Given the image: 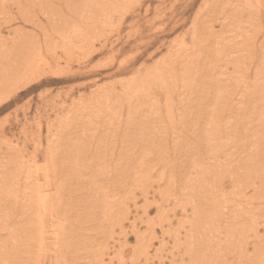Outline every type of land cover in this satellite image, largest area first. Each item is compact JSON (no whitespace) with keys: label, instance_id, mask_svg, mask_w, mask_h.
<instances>
[{"label":"bare ground","instance_id":"1","mask_svg":"<svg viewBox=\"0 0 264 264\" xmlns=\"http://www.w3.org/2000/svg\"><path fill=\"white\" fill-rule=\"evenodd\" d=\"M108 1L109 0H59L58 5L56 6L57 16L50 18L53 19L55 22V29L53 31H48L44 35H46L47 38H49L50 40H53L55 38L54 35L58 36V39L56 41L64 43V45H61L60 43L57 44H60L59 47L62 50L68 52V46H71V44H73L72 40L75 39V36H73V34L71 33H77L78 35L88 34V31L85 29L82 30L83 33L78 32L79 26H83L84 23L88 25V22L90 20L94 18V22L97 21L100 17L104 19L103 22H112L114 18L111 17L109 13H106V11L111 8L113 12L116 10L120 12L122 10L121 6L129 2L130 0H112V2ZM120 1L123 4H121ZM223 1L225 4H227L231 0ZM248 1L249 0H246V2ZM51 3L52 0H0V8L1 11L8 9L12 10L13 7L17 8V11H19L18 14L20 15V18L24 23L27 24L29 21H31V16L28 15V9L32 8V6L39 5L42 11L44 9L47 10L48 8H45V6L50 5ZM249 4L250 3H244V6L240 5V7L247 10L249 8ZM123 11V13H126V10ZM123 13L121 11V15ZM241 14L243 13L239 12L236 14V17H228V24L225 25L228 26L230 23L235 24L236 22H241L240 19H242L243 17V15L239 17ZM58 15L61 18V24H66V22H69L68 18L75 17V19H73L74 25L67 26L68 30L65 29V31L64 28L66 26L62 29L61 25L59 27V23H56L58 20ZM251 15L255 14L251 13ZM123 16L125 15L123 14ZM2 18V21L5 23V25H8L9 22L13 20H9V15L6 14H3ZM251 19L253 18L251 17ZM259 22L261 21L259 20ZM249 24L250 25L247 26L246 29H243L242 25H238L239 28L237 30L239 31V34L237 33V36H235L234 39H232V36L229 35L227 31L224 32L221 37H219L220 39L217 38L216 40L210 39V37L214 38V36L209 35L208 32L212 31V29H208L206 34H208L209 36H207V38H205L204 34L199 36L200 34H198V32H195V36L191 38L193 39L191 44L188 45V47L190 48L188 51L186 48H183V51L179 50L177 51V53H173V56L167 57L165 55L166 57H163L162 60L157 62L161 64L160 66L157 65L155 68H147L145 69V72L140 71V80H138V82L142 83L136 86L135 88H132L131 90L132 94H134L135 96L134 100L138 102L136 103V105L139 108H142V110H138L137 106H133L130 103L127 104L128 111H133V113H130L132 115H128L130 119L129 122L132 123V125L130 123L129 125L134 126L131 128H135V126H137V129L147 128L148 131L146 133H150L152 137L155 136V139L147 136L150 139H154V150L159 151L160 149V152L163 157L165 156L170 158L169 160L165 159L161 165L158 161L159 155L155 154L154 156V153L152 152V146L149 148H145L148 147L146 146L147 144L144 146L141 145L143 151L141 149L140 150L143 156H151L153 153L155 159V162L153 163H155L156 166L159 165L162 169L168 172L166 174V180H168V184L165 186H162L161 184L159 185L162 187L161 192L159 191L161 189L160 187L158 190V193L160 192V194H157L159 195V199H156L157 196L155 194H152L153 198L155 197L157 201L159 200L158 202H155L157 203L156 208L158 219L156 221H153L152 223L156 225V222H163L168 224V226H171V217L174 216V218H179V224H177L178 226L176 228H173V225L172 227H167L170 228L167 229L168 231H173L171 233L175 236L174 241L177 244V246L175 244L176 247H173L172 249L176 248L175 251L178 252L180 255L172 256V259L170 260L172 264H212L213 262L210 259L215 257L211 254H215L216 250L222 249V251H224L233 249L236 246L230 244L232 243V240L228 238L227 240H222L220 244L215 245V242L212 239V233L221 230V228L225 225L226 222H229L228 230L232 233V231L234 230L233 223H236V227L239 223V226H242L244 224V221L241 220L244 219L246 216H250L251 218L253 214L261 216V213L259 212V210L257 211V209L261 204L260 198L264 200V190L262 189V187L258 188L257 183L259 182L258 178H260V182L262 181V178H264V172H255L253 170L254 174L250 172L252 175L248 173L250 174V176L247 177V173H245L244 169L241 166L245 162L246 158H251V160H248L250 161V163L247 164L248 167H246V169H250L251 167H253L251 169H254L257 164H259L258 166L260 167V161L263 160L264 156V137L263 139L261 137L255 138V136L253 137V134L251 133V131L253 132L254 128H257V125L259 123L261 125H264V38L259 37L258 39L257 35L255 37L251 34L252 31L256 30V27L259 31L263 27L259 23V26L256 25L257 23L254 25L252 21H249ZM249 27H251V32L247 30V28ZM244 32L248 34L245 36L243 35ZM260 32L264 36V31ZM18 34H22V32H18ZM29 39L31 40V37L22 40L20 43H17L13 47V49L12 44H15L16 42L12 40L10 36L0 41V56L4 59L3 61V59L1 60L0 58V69L2 68L0 75L2 79L4 78L3 80H0L1 88L6 89L9 86L13 87L17 83H23L27 81L29 76H27L26 72L28 71H18V73H16L17 69L12 71L11 68L13 63H19V60L25 58V56H23L20 59L19 51L21 50L22 44H27L30 41ZM12 41L13 43L11 44ZM207 41H209L208 44L210 46H212V42L217 44L214 45L212 49H209V47L207 46ZM219 43L227 45V48H229L232 53L234 50L233 47H237V51H239L240 54L244 53L245 55H247V57L242 58L239 54L238 59H235L236 62L233 64L236 71L232 72L231 81L227 80V78L229 77V72L227 68H223L220 63L223 57L230 55V52L226 51L227 48L224 46H217ZM249 46L259 47V50H250ZM55 48L56 45H54L53 49L51 48V46H47L45 51L51 52ZM214 49H217V51L213 52ZM15 51L16 53L13 54V52ZM67 54L68 56L70 55V57L79 55L76 53L75 48L71 49V52L66 53V55ZM255 60H258L259 62L256 63ZM17 65L20 66L19 64ZM247 65H249L250 67H247ZM226 66H231L230 58L226 63ZM22 69L30 70V68H27L25 66H23ZM214 71L217 73H221L222 76L225 77L216 78V76L214 75ZM156 87H159L160 89L157 90ZM254 94H256L254 97L257 101L252 102L251 97ZM124 95L125 94L118 93L114 96H120L116 99V101H110L109 98V100H106L105 102H110V105H113L116 109H119L122 106L124 99L128 100V98ZM100 105L98 107H100ZM98 107L96 106L95 108H97V110L99 111L100 109H98ZM116 111L112 110L111 107L107 109V113L111 116L109 117V119L107 118L108 120L106 119L108 121L106 122V124L108 123L113 125V122L116 121V119H120L122 117V114ZM111 112H113V115ZM247 113L251 114L245 119L248 121H245L243 119L246 117L245 115ZM152 114L153 116H151ZM100 116L101 114L98 117ZM139 116L142 119H144V117H150L153 119V121H151V124L149 125H144L141 122L142 125H144L141 128L140 121L142 119H137ZM71 117H73V119H76L77 117L81 118L82 120H84L82 121L84 122V124L90 121L88 119H85L82 114L78 113H72L70 115L68 114V117L66 116L65 118ZM101 120L103 122L104 119ZM118 121L120 122V120ZM90 122L88 123L91 124ZM239 122L244 123V128H240L238 126ZM92 124H94V122ZM122 124L125 123L122 122ZM100 125L101 127H99L102 128L103 125L101 123ZM120 125L121 124L116 125L117 128H119L118 126ZM71 126L72 125L66 124L65 122H59V125L56 127V133H53L52 135L54 141L52 142L54 144L49 146L51 147L49 148L51 151H47L48 159L46 161V169H43V167L41 166V164L38 163L37 160L31 166H26V164L20 163L16 168H14V166H12L13 168H9L7 166L2 167L5 168L6 174L14 172L15 170V177H17V175L20 173L26 175L28 181H26V184L24 183V185H26L27 188H30H28L30 192L28 191L29 193H26V191L21 195V197H19L22 198V207L21 211L18 212L21 213L22 216L20 220L18 219L20 225L17 226L12 225V223L10 222V216L12 213H15V210L9 206H1L2 199H0V219L2 220V222L0 223V264H43L47 262L48 257L46 256L47 253L45 251V248L48 244H50L49 240H51V238L53 239V243L51 244H54L53 246H57L58 249L57 252H54L56 259L55 264H77L76 261L79 258L89 259L86 264H100L99 261L103 258L100 253L97 254L96 250H99V248L101 247H98L95 251L93 250L94 242H98L101 238L100 235H98L96 232H108L109 228L106 227L104 223H102L105 220L101 221L103 218L100 217L99 213L95 215L93 212L94 210H97L98 207L102 206L97 205L99 199L108 196L109 199L111 198V196L106 194L105 192L101 194L102 191H104L103 188H107L109 190L110 187L108 188V185L116 187L115 190L111 191L114 192V194H112V196L114 197L116 195H120L121 197L130 198L134 196V198H137L133 191V184L129 181L130 179L127 176V173L129 171L128 169L134 166L136 167V165L138 166L141 163L137 162L135 158H130L131 154H127L128 151L124 150V146H122L123 144L121 145V147L123 148H118L119 150H122L117 153L119 159L117 161L115 160L116 162L114 161V163H116L117 165H112V162L114 160L113 156H102V152L101 154L98 152L96 158V156H94L93 154V150L92 153L87 152L88 154H84V159H82L81 157L79 159V156L82 155L79 153L78 150L79 156L75 155L77 158H75V160L73 159V161H75L73 166L71 161L69 162L70 164H67V167H65L66 162L69 161L67 159L68 156L65 155L64 158L62 157L63 159L59 163L58 158L60 159V157L56 156L58 155L57 150L61 149V146H63L64 148L65 146L71 148V145L69 146L68 142H65L63 140L64 136H67V132H69L68 130L72 128ZM107 126L108 125H106V127ZM110 127L109 129H107L112 130V128ZM100 128L97 127V129ZM192 128H195L194 131L192 130ZM199 128L200 130L202 129V131L206 130V133L209 135L210 133H212L211 136L213 137L208 139L209 144L206 142L208 145L206 147L210 151V154H206V157L205 154L201 150H199L202 149L201 146L198 145V149L195 147V149H189L190 143L187 146L184 145L181 141H179V138L181 136L191 132L195 134L194 139H196V141H205V136L207 134L199 133ZM97 129L94 130V132H96ZM127 130H125L126 133H132V131L135 129H131V131ZM49 131L52 133L51 130ZM86 131H88V129L85 130V133H87ZM82 132L84 133V131ZM98 132L100 131L98 130ZM118 132L121 133L120 130ZM119 133L115 132L113 134L116 135ZM248 133H250V137H248ZM191 134L189 136H191ZM128 135L130 136V134ZM139 135L141 134H138V136L136 135V137L138 138ZM228 135L232 136V138L229 139L228 137H226ZM91 136L93 135L90 134V139L93 138ZM95 136L96 133L94 135V138L96 139ZM145 136L146 135H144L141 139L142 141L145 139ZM258 136H260V134H258ZM137 138L133 139L137 140ZM219 138L222 142H218L220 140ZM248 138H251V140H249ZM253 138L256 139V141L253 140ZM131 139L132 138H130V140ZM148 140L149 139H147L146 141ZM138 141L139 140H137L136 142L134 141V144H136ZM83 142H85L84 139ZM100 144L102 143L100 142ZM100 144L96 147V149H100ZM137 144L139 145V143ZM138 145L136 146L138 147ZM141 146L139 147L141 148ZM222 146L225 147V151H227L228 148L230 149V151H232L231 148H235L236 155L233 156L232 163L220 157V153L224 152V150H221ZM88 147L90 146L88 145ZM216 147H219V152L214 150V148ZM112 148L114 147H111L110 149ZM53 150H56V152H54ZM62 151L63 150H61L60 152ZM82 151L81 153H83ZM86 156L88 157V159H86ZM138 156L140 157V155ZM136 158L139 159L138 157ZM140 160H142V158ZM129 161L130 164L128 163ZM135 161L137 163L136 165H134ZM36 162L38 165L41 166V168H39L40 166H38ZM144 162L142 163V165H144ZM262 162L264 163V160ZM125 163H128L127 166L125 165ZM155 164L152 165L153 168H155ZM142 165L139 167L143 168L144 166ZM122 166L123 168H121ZM235 167H237L238 170L239 168L242 169L241 173L243 174L245 180H243V182L239 185L237 184V180L232 181L231 184H234V187L231 188L230 186V190L226 192V190L223 189V185H221V180L226 177L223 174H227L228 171H233ZM40 171L43 173H41ZM50 171L52 172L51 175H53L55 179L54 182H52V177H50ZM121 172H123V176L119 177V174ZM136 173H138V171ZM98 177H101V179ZM139 180L140 177H138V179L135 178V181H137L136 183H138ZM16 183L19 184L18 186H20V181H18L17 179L16 182L13 183V185L17 186ZM103 183H107L106 186H103ZM81 185L82 187L86 188V192L82 191V189L80 190L79 186ZM246 188H250L252 194L248 193L246 191ZM3 189L6 191V186H3ZM77 189L81 192H84V195L78 194L79 196L75 197L79 199V202H77L78 200H73L75 202L70 201V197H66V194H68L69 192L77 194ZM243 192H245V194ZM141 194L145 197L144 211H146L147 203H149V208H151L150 206L154 204L152 203L153 201H151V196L150 194H148V191L141 189ZM224 194L228 197H224ZM0 196H3L2 193H0ZM85 196H87V198ZM121 197L118 198V200L116 201H109V204L112 205L109 206V208L111 207L110 209L112 214L110 211H108V213L110 212L112 217L114 216V211H116V213L118 214L120 210V205L121 208H123ZM90 198L91 201L89 200ZM106 206L109 210L108 205ZM76 209H78V211ZM126 209H128V206ZM105 210L103 211L105 212ZM103 216L107 218L108 222L110 221V218L108 219L106 215ZM86 217L88 221H84L86 220ZM95 217L97 219H95ZM121 219L124 220V218L122 217ZM111 220L115 221L116 219L111 218ZM77 222H80L78 226L76 225ZM88 222L89 224L85 225ZM150 223L151 222H149L148 225ZM113 225L116 226V222L113 223ZM154 225L148 228L149 232H146L147 236H149L146 240L144 239L145 244L142 242L140 250L136 249L135 252L131 254L133 258L131 262L129 261L130 264H140L141 255H144L145 260L149 261L150 263V260L153 258V256H149V254L151 255V253L149 252V246L153 243V239L158 238L159 236L156 235V231L154 232V230L156 229ZM76 226L79 229L75 228ZM222 229H224V227ZM72 231L76 232L74 233ZM181 231H184V235L186 236L184 239H182L180 235ZM84 233H86L85 235H87L88 233L87 237L90 243V247L85 251L80 249L79 247L78 248L80 250L76 248L77 244H79V242L81 241V238H85ZM136 233L138 232L135 231V234ZM75 234L77 235V238H75L78 239V242L73 239V236H75ZM92 234L94 235V237ZM123 234H125L124 236H126L127 233ZM241 234L244 235L245 233L242 232ZM142 235L139 236L138 234H136V236H139L141 240L143 239L141 237ZM169 235L170 233L167 234V236ZM173 235L170 236L172 237ZM247 236L248 234L245 237L247 238ZM160 242L161 245L155 250L154 255L158 257L159 264H163L166 262V257L162 254L163 250L165 249H163L162 246L166 242L163 241V239ZM122 246L123 245H121V247ZM259 248L264 249V241L260 242L258 240V245H254L253 252H259ZM239 249L240 247H237L236 251ZM50 250L51 248H48L47 252ZM244 251L245 250H240L238 252V256L225 260V264H258V261L259 264H264L263 255L262 257L258 255L257 259L252 260L254 256L249 255ZM185 255L186 257L188 256L187 259L184 257ZM20 256L22 257L20 258ZM124 256L125 254L123 253L122 257L124 258ZM69 257L72 258V260L74 261H71ZM117 257L119 259L121 258V256L118 255ZM245 258H248L247 263ZM19 259H23V263L17 262ZM178 259H180L181 262ZM120 264H125V262L121 261ZM220 264L224 263L221 262Z\"/></svg>","mask_w":264,"mask_h":264},{"label":"rangeland","instance_id":"2","mask_svg":"<svg viewBox=\"0 0 264 264\" xmlns=\"http://www.w3.org/2000/svg\"><path fill=\"white\" fill-rule=\"evenodd\" d=\"M108 2H112V0H109ZM58 3H59V0H52V3L50 5L45 6V8H48V9L47 10L44 9L43 11L40 9L39 5L32 6V8L28 9L29 10L28 15L31 16L30 17L31 21H29L27 24L24 23L22 19L20 18V15L18 14L19 11H17V8L13 7L12 10L8 9L4 11H1V8H0V41L10 36L12 40L16 42L15 44L13 43V41L11 42V44L13 43L12 44V49H13V47L17 43H20L22 40H25L26 38L31 37V40L29 39L30 41L27 44L25 43L22 44L21 50L19 51L20 59L23 56H25V58L19 60V63L17 62L13 63L12 68H11L12 71L17 69L16 73H18V71H28L26 72L27 76H29L27 81L23 83H17L13 87L9 86L6 89L0 87V193H2L3 195V196H0V199H2L1 206L4 205V206H9L13 208L15 210V213L11 214L10 222L12 223V225H15V226L20 225V223L18 222V219L19 220L21 219L22 214L19 213L18 211H21L22 198H19V197H21V195L25 193L26 191H27L26 193L30 192L29 190L30 188L28 187L29 188L28 189L27 186L24 185V183L26 184V181L28 180H27L26 175H24L23 173L18 174L16 172L18 175L17 177H15V170L14 172L6 174L5 168H2V167L7 166L9 168H13L12 166H14V168H16L20 163L26 164V166H29V165L31 166L37 160L38 163L41 164L43 169L44 168L46 169V161L48 159L47 151L50 150L49 148H51L49 146L54 144L52 135L53 133H56L55 129L59 125V122L60 123L65 122L66 124L72 125L71 126L72 128H70L68 130L69 132H67L68 137L64 136V139H63L65 142H68L69 146L71 145V148H69L68 146L67 147L65 146V148L61 146L62 148L60 147L61 149L57 150L58 155H56L60 157V159L58 158L59 163L64 158V155L68 156L67 159L69 161L66 162L65 167H67L66 165L70 164L69 162L71 161H72L71 163L73 166V164L75 163L73 159L75 160V158H77L76 156L78 155V150H79V153L82 155V156L78 155L79 159L80 157L84 159L85 156L83 155L92 153V150H93V154L94 156H96V158H97L98 152L100 154L102 152V156H106V155H108L109 157L113 156L114 160L112 162V165L114 164L117 165L116 163H114V161L115 160L117 161L119 159L117 153H119V151H122L119 149L123 148L121 147V145L123 144L122 146H124V150L128 151L127 154L129 155L131 154L130 158L132 159L135 158L137 162L141 163L140 165L137 166L136 165L137 163L135 161L134 165H136V167L134 166L128 169L129 171L127 170L128 171L127 176L130 179L129 181L133 184V188H134L133 191H134V194L137 196V198H134V196L130 198L121 197L120 195L118 196L116 195L114 197L112 196L114 192H111V191L115 190L116 187L108 185V188L110 187L109 190L107 188L105 189L103 188L104 191H102L101 194L105 192L106 194L110 195L111 198L109 199V196L107 195L108 197L101 198L102 200L99 199L98 203L97 202L96 203L97 205L99 206L102 205V206H100L101 208L98 207L97 210H94L93 213L95 215L99 213L100 217L103 218L101 221L105 220L102 223H104V225L108 227L109 230L108 232H96L98 235H100L101 238L99 239L98 242L96 243L94 242L93 250L95 251L98 247H101L99 248V250H96L97 254L100 253L103 258V259H100L99 261L100 264L102 263L103 264H120L121 261L125 262V264H130L133 258L131 254H133L136 249L140 250L142 242L145 244L144 239L146 240L147 237L149 236V235L147 236V233H146V232H149L148 228L152 227L154 225L152 222L158 219L157 218L158 217L157 208H156L157 203L155 202L157 201L156 199H159V195L157 194H160L162 190V187L159 185L161 184L162 186H165L168 184L167 183L168 180H166L167 179L166 174L168 172L162 169L159 165H157L158 166L157 167L156 164L153 163L155 162L154 156L155 154L159 155L158 161L160 162L161 165L165 159H168V160L170 159L165 156L163 157V155L160 152V149L159 151L154 150L153 140L155 139V136L152 137L150 133H146L148 131L147 128H142V126L146 124L147 125L151 124V121H153L152 118L144 117V119H142L140 118V116L137 118V119L139 118L142 119L140 123L142 122L144 125H142L141 123L140 126L143 130L140 128L137 129L136 128L137 126H135V128H131L134 126L129 125L130 119L128 115L131 112L133 113V111H128L127 104L130 103L133 106H137L136 103L138 102L134 100L135 96L134 94H132L131 90L132 88H135L136 86L142 83V82H138V80H140L139 72L140 71L145 72V69L150 68V67L155 68L157 65L160 66L161 64L157 62L162 60L163 57L173 56L175 53H177V51L179 50L183 51V48H186L188 51L190 49L188 45L191 44L193 40L191 38L195 36L194 34L195 32H198V34H200L199 36L204 34L205 38H207V36L209 35H213L214 38L210 37V39L216 40L217 38L221 37L224 32L227 31V33L232 36V39H234V37L237 36V33L239 32L237 30L239 28L238 25H242V28L246 29V27L250 25L249 21H252L254 25L257 23L256 24L257 26H259L258 23L261 24L263 28L260 29V31H264V0H249L248 2H246V0H231L227 4H225L223 0H130L129 2L125 4L121 2V4H123L121 6L122 13L124 12L123 10H126V13H123L125 16H123V14L121 15V11L119 12L118 10H116L113 12V10L109 8L106 11V13H109L111 17L114 18L112 22H109V23H107V21L103 22L104 19L100 17L97 21H94V22H93V19H94L93 18L92 20L88 22V25L84 23L83 26H79L78 32L83 33L82 30L85 29L88 31V34L78 35L77 33H71L73 34V36H75L76 40L75 39L72 40L73 44H71V46L70 45L68 46L69 47L68 52L65 50H62L59 47L60 44L64 45V43L56 41L58 39V36L54 35L55 38L53 40H50L49 38H47L46 35H44L48 31H53L55 29L54 28L55 22L53 19H50V18L57 16L56 6L58 5ZM244 3H250L249 8L247 10L240 7V5H243ZM249 11L255 15H251ZM239 12L243 13L239 16L241 17L243 15L242 19H240L241 22L239 23L236 22L235 24L230 23L228 26H226L225 24H228V17H232V16L236 17V14ZM3 14L9 15V20L13 19L11 22H9L8 25H5V23L2 21ZM251 17L253 19H251ZM60 19L61 18L58 15V20L56 23H59L58 25L59 27L61 25L62 29L66 26L64 30L65 29L68 30L67 26L74 25L73 19H75V17L68 18L69 22H66V24H61L62 21ZM259 20L261 22H259ZM229 26H232V27H229ZM208 29L210 30L212 29V31L214 32L208 31ZM255 29L256 30L251 32L250 31L251 27L247 28V30H249L252 35H254L255 37L257 35L258 39L259 37L264 38V36L261 34L258 28L256 27ZM207 31L209 32V35L206 34ZM18 32H22V34H18ZM247 34L248 33H245V32L243 33V35L245 36ZM77 37L78 38L80 37L81 39L80 38L78 39ZM47 40H50V41H47ZM57 43H60V44H57ZM208 43L209 41H207V46L209 47V49H212L213 46L217 44V43L212 42V46H210ZM54 45H56V48L54 50H52L51 52L45 51L47 46H51V48L53 49ZM217 46H224L226 48L228 47L227 45L221 44V43H219ZM74 48L76 49V53L79 54L78 56L70 57V55L69 56L68 54L66 55V53L71 52V49H74ZM233 48H234L233 53L232 51L229 50V48H227L226 51L230 52V55L223 57L220 61L222 67L227 68L229 72V77L227 78V80L229 81H231L232 72L236 71L233 63L236 62V60L238 59V55L240 54V52L237 51L238 50L237 47L236 48L233 47ZM249 49L259 50V47L249 46ZM216 51L217 49L213 50V52H216ZM15 53L16 51L13 52V54ZM240 57L242 58L247 57V55L243 53V54H240ZM84 58L87 60H85ZM229 58H230L231 66L227 67L226 63L228 62ZM2 59L3 58H1V60ZM257 62L259 61L257 60L256 63ZM17 64H19L20 66H18ZM23 66L30 68V70L22 69ZM247 67H250V66L247 65ZM1 70L2 68L0 69V72ZM214 75L216 76V78L225 77V76H222L221 73H217L215 71H214ZM1 79L2 77L0 75V80ZM156 89L159 90L160 88L156 87ZM118 93L125 94L124 96L127 97L128 100L124 99L122 106L119 109H116L115 106L110 105V102H105V101L106 100L108 101L109 98H110V101H116V99L120 96H116V97L114 96ZM255 95L256 94H254L251 97L252 102L257 101L254 97ZM99 102L101 105L99 104ZM98 104L100 105V107H98L99 106ZM96 106L98 107V109H100L99 111L97 110V108H95ZM109 107H111L112 110H115V111L117 110L116 112L122 114V117H121L122 119L120 118L114 121L117 123L119 122L118 120H120L119 123L116 124L113 122V125L108 124V123L106 124V122H108L107 120L111 116L110 114L107 113V109ZM104 108H107V109H104ZM137 109L142 110V108H139L138 106H137ZM72 113L82 114L85 117V119H88L90 121L92 120L94 124H92L93 123L92 121L91 122L88 121L91 124H89L87 121L86 122L88 124L87 123L84 124V122H82L84 120L78 117L76 119L75 118L73 119V117L65 118L66 116L68 117V114L70 115ZM111 113L113 115V112ZM100 114L101 116L98 117ZM250 114L251 113H247L245 115L246 117L243 120L249 117ZM147 115H150V114H147ZM151 116H153V114ZM61 119L64 121H62ZM101 119H104L103 122ZM245 121H248V120H245ZM69 122H71L72 124ZM122 122L125 124H122ZM100 123L103 125L102 128H100L101 127ZM119 124L121 125L118 126L119 128H117L116 125H119ZM130 124L132 125V123ZM84 125H86L87 127ZM106 125L108 126L106 127ZM243 125H244L243 122L241 123L239 122L238 124L240 128L241 127L244 128ZM263 126L264 125H261L259 123L257 125V128L259 127L258 130L257 128L256 129L254 128L253 132L251 131V133L253 134V137L254 136L255 138L261 137L263 139L264 137L263 135L264 127ZM97 127L100 129H97ZM109 127L112 128V130L110 129L111 131L108 130ZM123 127L125 128V130H127L130 127L127 131H131V129L132 130L135 129V130L132 131L133 134L131 132L126 133ZM86 129H88V131H86L88 134L85 133ZM96 129L97 131L94 132V130ZM118 129L120 130L121 133L118 132L119 131ZM122 129L124 130L125 133L123 132ZM194 129L195 128H192L193 131ZM49 130H51L52 133ZM98 130L100 132H98ZM136 130H137V133H136ZM82 131H84L85 136ZM134 131L137 136L138 134H141L142 136L139 135V137L137 138L136 135L134 134ZM140 131L142 133L145 131L143 134L146 136L144 137L145 139L143 141L141 139L143 138L144 135ZM115 132L119 134H116V135L113 134ZM206 132H207L206 130L202 131V129L200 130L199 128V133L207 134ZM95 133H96V136H95L96 139L94 138ZM191 133H186L185 135L181 136L179 138V141H181L184 145H187V146L190 143L189 149L191 148L198 149V145H199L202 147V149H199V150H201L205 154V157H206V154L209 155L210 151L208 150L206 146H208L207 143L209 144L208 139L213 138L211 136L212 133H210V135L209 134H207L206 136L204 135L207 141L206 140L196 141V139H194L195 134L193 132ZM257 133L260 134V136H258ZM90 134L93 135L91 136L93 137L91 139L89 138ZM128 134H130L131 137ZM190 134L191 136H189ZM120 136L123 138L125 137V138L123 139ZM147 136L154 138V139H150ZM250 136H251L250 133H248V137ZM226 137H228L229 139L232 138V136H229V135ZM82 138L85 140V142H83ZM130 138L132 139L130 140ZM133 138H137V140H139L141 143L138 141L137 143H139V145L137 143L134 144L137 140ZM147 139H149L148 141L150 143L146 141ZM248 139L251 140V138H248ZM253 140L256 141V139L254 138ZM100 142L102 144H100ZM125 142H127L129 145ZM218 142H222L221 139ZM99 144L101 146L100 149L99 148L96 149V147ZM88 145L90 147H88ZM136 145H138V147ZM141 145L148 146L145 148H149L152 146L151 149H153L152 152L154 153V156H153V153L151 156L150 155L143 156V154L141 153V150L143 151ZM139 146H141V148ZM111 147H114V148L110 149ZM203 147H206V148H203ZM218 148L219 147H216L214 148V150L219 152ZM221 148H222L221 150L225 149V147L223 146ZM61 150L63 151L60 152ZM86 150H89V151H86ZM231 150L232 151H230L229 148L227 151L224 150V152L220 153L221 155L220 157L232 163L233 156L236 155V153H235V148H231ZM53 151L56 152V150H53ZM81 151L83 153H81ZM181 152H184V151H181ZM138 155H140L142 160H140L141 158ZM87 156H86V159H88L89 157ZM136 157H138L139 159H137ZM248 160H251V158H246L244 162L246 164L243 163L241 165L245 173H247V177H249L251 173L254 174L253 170L255 172H260V171L264 172V167H263L264 163L262 162L264 160V156H263V160L260 161V167L258 166L259 164H257V166H255L254 169H251L253 168L251 166H250L251 167L250 169L249 168L246 169V167H248L247 164L250 163V161ZM142 161L144 162V165H142L143 163ZM128 163L130 164V161ZM127 164L125 163L126 166ZM151 164L152 165L155 164L154 166L155 168H153ZM141 165L144 167L143 168L139 167ZM41 166L39 168H41ZM121 168H123V166ZM137 171L138 173H136ZM241 171H242L241 168H239L238 170L237 167H235L233 171H228L227 174H223L226 177L221 180V185H223V189L226 190V192L230 190V186L231 188L234 187V184H231L232 181L237 180V184L239 185L240 183L243 182V180H245ZM51 174L52 172L50 173V177H52V180H53L52 182H54L55 179L53 175ZM122 174L123 172L119 174V177L123 176ZM138 177H140V180L138 181V183H136L137 181H135V178L138 179ZM98 178L101 179V177H98ZM16 179L20 181V186H18L19 184L17 183H16L17 186L13 185V183L16 182ZM258 181H259L257 183L258 188L262 187V189L264 190V178H262L261 182H260V178H258ZM106 184L107 183L105 184L103 183V186H106ZM3 186H6V191L3 189ZM159 187L161 188L160 190H159ZM79 188L80 190L82 189V191L86 192V188L82 187V185L79 186ZM141 189L148 191V194H150L151 196L150 197L151 201H153L152 203L154 204L150 206L151 208H149V203H147L146 211H144L145 209V206H144L145 199L144 198L145 197L141 194ZM80 190L77 189L76 191L78 192L77 194L76 193L73 194L72 192H69L68 194H66V197H70L69 198L70 201L78 200L77 202H79V199L75 197H78L79 196L78 194L84 195L83 194L84 192H81ZM158 190L160 191L159 193H158ZM246 191L252 194L250 188H246ZM243 193L245 194V192ZM152 194H155L157 196L156 199L155 197L153 198ZM85 197L87 198V196ZM120 197H121V202L123 203V208H121V205H120L119 206L120 210L118 214L116 213V211L113 212L115 216V217L113 216L114 217L113 218L111 215L112 214L111 209H110L111 207L109 208V206H112V205L109 204V201L110 202L116 201ZM224 197H228V196L224 194ZM89 200L91 201V198ZM260 201H261V204L258 207V209L257 208L256 209L257 211L259 210V212L261 213V216H257V214H253L252 218L250 216H246L244 219L241 220V221H244V224L242 226H239L240 225L239 223L238 226L236 227V223H233L234 230L232 231V233L231 231L228 230L229 222L225 223V225L223 226L224 229H222L223 228L222 227L221 230L212 233V239L214 240L215 245L220 244L222 240H227V238L232 240L231 241L232 243L230 244L236 245L233 249L224 250V251H222V249L216 250L215 251L216 255L211 254L215 257V258L210 259L213 262L212 264H220L221 262L225 264L224 262L225 260L238 256L239 255L238 252L240 250H245L244 252H246L249 255L254 256L252 260L257 259L258 255H260V257H262L263 255L264 257L263 248L262 249L259 248L258 249L259 252H253L254 245H258V240L260 242L264 241V200L260 198ZM106 205H108L109 210L107 209ZM127 206H128V209H126ZM76 210L78 211V209ZM103 210H105V212L107 213H105ZM108 211H110L111 214L110 212L108 213ZM103 215H106L108 219L110 218L109 219L110 221L108 222L107 218ZM121 217L124 218V220H122ZM111 218L116 219V220L112 221ZM95 219L97 218L95 217ZM176 219L177 218H174V216L171 217L173 228H176L178 226L177 224H179L178 223L179 218L177 220ZM84 221H88L87 217H86V220ZM1 222L2 220L0 219V223ZM115 222H116V226L113 225V223ZM149 222L151 223L148 225ZM79 223L80 222H77L76 225L78 226ZM88 224L89 222L86 223L85 225H88ZM172 225L168 226V224L166 223L156 222V225L154 226L158 230L155 229L154 232L156 231V235H159V236L158 238L153 239L152 241L153 243L151 244L152 246L149 244L150 245L149 252L151 253V255L149 254V256L150 257L153 256V258L150 260V263H149V261L145 260L144 258L145 256L141 255L140 264H145V263L146 264L148 263L149 264H159L158 257L154 255V252L157 248L160 247L161 245L160 241H162V239L163 241L166 242L165 243L166 245L164 244L162 246L163 249L165 248L162 254L163 256L166 257V262H165L166 264H172L170 262V260L172 259V256H180L179 253L175 251L176 248L172 249L173 247L177 246V244L174 241L175 236L171 233L173 231L167 230V229H170L167 227H172ZM77 226L75 228L79 229ZM10 227H14V226H10ZM165 230H167L168 233H170V235H173V236L172 237L170 235L167 236L168 233ZM76 231H72V232L75 233ZM135 231L138 232L136 234H138L139 236L144 233L141 236L143 238L142 240L139 236H136ZM242 232H244L245 234L244 235L241 234ZM123 233H127L126 234L127 238L126 236H124L125 234ZM85 234L86 233H84V235ZM247 234L248 236L246 238L245 236ZM180 235L182 239L186 237L184 235V231H181ZM87 236H88V233L87 235H85V238H81V241L79 242L81 246L77 244L76 248L79 247L80 249L85 251L90 247L89 239ZM73 237H74L73 239L78 242V239H76L77 235L75 234V236ZM137 237L139 238V240ZM51 240H49L50 244H48L47 247L45 248L48 261L43 264H55L56 262L54 252H57L58 249H57V246H53L54 244L53 245L51 244L53 243V239L51 238ZM121 245H123L124 247L122 246L123 247L122 248ZM237 247L238 248L240 247V249L236 251ZM48 248H51V250L47 252ZM79 248L78 250H80ZM120 252L122 253V255ZM123 253L125 254L124 258L122 257ZM117 255L121 256V258L119 259ZM21 257L22 256H20V258ZM184 257L186 259L188 258V256L186 257V255ZM86 259L79 258L76 261V263L86 264L89 261V259L87 260ZM70 260L74 261L72 260V258H70ZM178 260L181 262L180 259ZM247 260L248 258L246 259V263L248 262ZM17 262L23 263V259H19ZM198 264H203V263H198ZM258 264H259V261H258Z\"/></svg>","mask_w":264,"mask_h":264}]
</instances>
